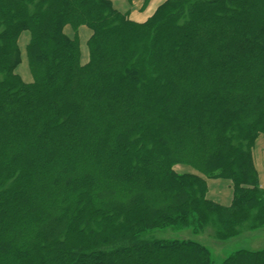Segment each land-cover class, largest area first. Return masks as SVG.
<instances>
[{
    "label": "trees",
    "instance_id": "1",
    "mask_svg": "<svg viewBox=\"0 0 264 264\" xmlns=\"http://www.w3.org/2000/svg\"><path fill=\"white\" fill-rule=\"evenodd\" d=\"M261 135L264 0H166L142 23L110 0H0V264H214L196 237L149 233L264 228Z\"/></svg>",
    "mask_w": 264,
    "mask_h": 264
},
{
    "label": "crops",
    "instance_id": "2",
    "mask_svg": "<svg viewBox=\"0 0 264 264\" xmlns=\"http://www.w3.org/2000/svg\"><path fill=\"white\" fill-rule=\"evenodd\" d=\"M113 6L123 12L127 13L129 18L135 22H145L151 15L154 14L156 9L163 4L166 0H110ZM65 32L73 37L74 33L70 26L65 27ZM92 31L85 25L81 26L78 30V39L81 47V61L86 63L89 58V52L87 48V41L90 38ZM25 36L28 39L25 44H28L30 35L24 32L19 40L21 42L22 37ZM21 46V44H20ZM22 48V46H21ZM23 53V48H22ZM31 78H24L25 81H30ZM255 168L259 175V181L262 188H264V135H261L255 145L254 153ZM208 198L228 206L232 202L233 188L232 183L226 179H212L208 180ZM245 235V234H244ZM259 236V235H258ZM259 237L253 239L256 242ZM251 241V242H252ZM258 244V243H255ZM251 250H257L256 248H249Z\"/></svg>",
    "mask_w": 264,
    "mask_h": 264
},
{
    "label": "rangeland",
    "instance_id": "3",
    "mask_svg": "<svg viewBox=\"0 0 264 264\" xmlns=\"http://www.w3.org/2000/svg\"><path fill=\"white\" fill-rule=\"evenodd\" d=\"M24 38H26V37L23 36L21 39V42H20V44L23 48V53H22L23 54V58H22L23 60H22V63L17 68V72L22 76L23 79L24 78L26 79L28 77L32 78V76L30 73L29 62H28V58H27V54H26L27 44H25V43L28 39H24ZM176 170L178 172H181V173L194 172L192 168L184 166V165L176 166ZM215 229L216 228L214 225H210L209 227H207L205 232H203L202 234H198L196 236H192L186 232L182 233V235L179 234L182 231H176V232L173 231L174 233H177V234H173L171 231L159 229V230H155V231L150 232L149 236H155V237H170V236H172V237H175V236H177V237H180V236H182V237H189V236L190 237H196L195 239H197L201 243L205 244L209 248L210 252L212 253L213 259H214V264H220L227 255H229L230 253H232L233 251H235L239 248H247V249H249V248H256V249L264 248V228L255 230L251 233H249L248 231H245V235H243L242 237H235V238H232L226 242L217 240L213 237ZM256 237H259V239L256 242H253L252 240L255 239ZM255 243H258V244H255Z\"/></svg>",
    "mask_w": 264,
    "mask_h": 264
}]
</instances>
